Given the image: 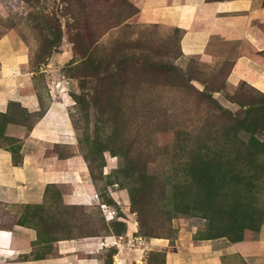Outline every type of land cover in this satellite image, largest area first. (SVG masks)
<instances>
[{"label":"rangeland","instance_id":"374dc122","mask_svg":"<svg viewBox=\"0 0 264 264\" xmlns=\"http://www.w3.org/2000/svg\"><path fill=\"white\" fill-rule=\"evenodd\" d=\"M6 37L22 49L16 74L41 112L65 105L69 137L32 151L49 167L81 163L79 200H64L67 183L45 187L46 209L35 215L49 243L37 256L60 238L96 264H167L165 248L179 240L257 238L264 93L229 82V61L183 55L180 31L141 22L134 0H0ZM9 114L26 129L38 115L16 103ZM21 144L0 130L15 160Z\"/></svg>","mask_w":264,"mask_h":264},{"label":"crops","instance_id":"0c3cea01","mask_svg":"<svg viewBox=\"0 0 264 264\" xmlns=\"http://www.w3.org/2000/svg\"><path fill=\"white\" fill-rule=\"evenodd\" d=\"M134 1L141 22L180 31L183 55L208 63L227 60L229 82L245 81L264 93V0ZM23 60L16 40L0 39V113L6 112L9 102L18 103L28 113L39 110L37 94L24 92L23 79L16 74ZM65 111L61 100H53L29 129L17 122L4 125L5 135L21 141L22 154L21 162L15 165L10 151L0 146V264H96L78 257L81 243L60 238L52 242L53 254L36 255L39 245L49 243L32 214L41 207L45 187L67 183L70 191L64 200L82 197L81 163L76 156L49 167L40 163L31 149L69 137ZM69 163L75 167L65 168ZM88 193L84 192L89 197ZM233 256L247 264H264V223L252 241L217 246L215 241L183 239L165 248L167 264H227L233 262Z\"/></svg>","mask_w":264,"mask_h":264},{"label":"trees","instance_id":"16d2710c","mask_svg":"<svg viewBox=\"0 0 264 264\" xmlns=\"http://www.w3.org/2000/svg\"><path fill=\"white\" fill-rule=\"evenodd\" d=\"M180 38V37H179ZM229 70H230V68H229ZM229 72V71H228ZM227 75H228V73H227ZM242 82H244V81H242ZM39 98V97H38ZM39 102H40V107H39V110L38 111H36V112H33L34 114H38L37 115V118L36 119H34V122L38 119V118H40L42 115H43V113L46 111V109H47V107H45V109L41 112V101H40V99H39ZM15 102H9L8 103V106H7V110H6V112L5 113H0V117L1 118H4L2 121L0 120V130L3 132V134H4V125L6 124V123H9V122H17V123H21V124H24V121H18V120H13L12 119V115H10L9 114V108L11 107V105L12 104H14ZM16 104H18V103H16ZM19 105V104H18ZM20 106V105H19ZM22 108V107H21ZM24 109V108H23ZM25 110V109H24ZM26 111V110H25ZM27 112V111H26ZM41 112V113H40ZM28 113V112H27ZM40 113V114H39ZM33 122V123H34ZM32 123V124H33ZM32 124L29 126V128L32 126ZM25 125V124H24ZM26 126V125H25ZM28 128V129H29ZM5 135V134H4ZM11 138V137H10ZM13 138V137H12ZM14 140H16V141H19L18 139H16V138H13ZM1 147H3V146H1ZM3 148H5V149H7L8 151H10V153H11V156H12V162H13V164H15V165H17V164H19L20 162H21V157H20V159L19 160H15V158H14V153H13V151L10 149V148H7V147H3ZM204 157H206V156H204ZM214 158V157H213ZM209 160V159H208ZM207 161V160H206ZM207 162H210V161H207ZM219 164H222V163H219ZM48 186V185H47ZM44 209H46V207H42V205H41V207H40V209L39 210H35L36 212H38V211H43ZM33 215H34V217L36 218L37 216L35 215V212L33 211V213H32ZM36 220H37V218H36ZM37 227H38V230H39V224H38V220H37ZM260 227V226H259ZM259 230V229H258ZM40 232V231H39ZM41 233V232H40ZM42 234V233H41ZM44 239H47V238H44ZM48 240V239H47Z\"/></svg>","mask_w":264,"mask_h":264},{"label":"bare ground","instance_id":"6f19581e","mask_svg":"<svg viewBox=\"0 0 264 264\" xmlns=\"http://www.w3.org/2000/svg\"><path fill=\"white\" fill-rule=\"evenodd\" d=\"M68 125H69V124H68ZM67 128H68V127H67ZM65 130H66V129H65ZM66 132H68L69 134H71V133H70V129H67ZM69 134H67V135H69ZM70 136H71V135H70ZM73 137H74V136H73ZM95 205H96V204H95ZM155 239H156V238H155Z\"/></svg>","mask_w":264,"mask_h":264}]
</instances>
